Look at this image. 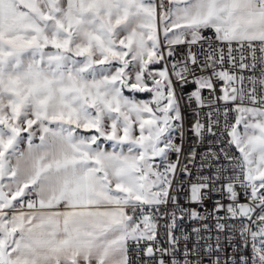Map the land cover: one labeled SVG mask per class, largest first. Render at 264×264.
Segmentation results:
<instances>
[{
	"label": "snow or ice",
	"instance_id": "1",
	"mask_svg": "<svg viewBox=\"0 0 264 264\" xmlns=\"http://www.w3.org/2000/svg\"><path fill=\"white\" fill-rule=\"evenodd\" d=\"M0 264H264V0H0Z\"/></svg>",
	"mask_w": 264,
	"mask_h": 264
},
{
	"label": "built area",
	"instance_id": "2",
	"mask_svg": "<svg viewBox=\"0 0 264 264\" xmlns=\"http://www.w3.org/2000/svg\"><path fill=\"white\" fill-rule=\"evenodd\" d=\"M209 208H211V203L209 202V204L207 205Z\"/></svg>",
	"mask_w": 264,
	"mask_h": 264
}]
</instances>
